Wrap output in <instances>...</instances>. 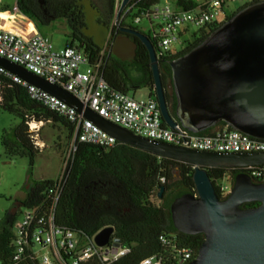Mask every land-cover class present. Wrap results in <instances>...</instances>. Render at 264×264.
I'll list each match as a JSON object with an SVG mask.
<instances>
[{
    "label": "trees",
    "instance_id": "16d2710c",
    "mask_svg": "<svg viewBox=\"0 0 264 264\" xmlns=\"http://www.w3.org/2000/svg\"><path fill=\"white\" fill-rule=\"evenodd\" d=\"M87 1L42 0V4L39 0H17L16 8L36 24L40 33L42 28L48 27L56 20L66 21L70 29L66 47H74L83 52L92 64L102 58L103 77L112 88L125 93H135L139 89H146L149 97L157 100L154 76L149 66L150 57L146 47L137 37L121 31L128 29L141 32L151 40L154 47H156L157 35L144 32L138 26L124 22L118 27L114 26L111 32L112 37L125 36L134 45L132 61H119L113 57L111 49L105 52L102 46L89 35L85 11ZM201 2L202 0H175L174 9L195 11ZM262 2L264 0H251L225 22L244 8ZM160 3L161 0H137L135 7L139 11H150ZM108 7V17L104 18L106 27L110 26L109 19L117 7V0H110ZM223 24L201 29L195 36V39L201 36L200 39L192 45L187 42V46L176 54L177 56L160 58L161 78L167 106L171 117L176 121H179L178 103L175 94L171 92L172 70L168 63L199 46ZM206 30L209 31L208 34ZM110 48H112L111 45ZM0 110L20 120L19 125L14 129L15 140H9L6 133L3 134L2 146L5 154L12 158H27L31 170L37 156L41 153L36 137L38 131L31 129V124L62 125L69 131L70 140L74 139L73 128L64 119L33 102L26 89L1 72ZM216 128L231 130V127L221 123L198 135L212 136L216 134L217 131H214ZM183 130L190 132L184 128ZM76 147V151L68 162L65 187L57 207L56 224L59 227L87 237H94L107 228H113L115 238L122 245L131 248V254L120 264H138L144 259L162 253L164 251L160 243L162 236L176 238L180 245L194 250V259L197 257L205 236H188L179 233L174 226L170 210L177 198L186 194L197 195L193 165L161 158L122 143H118L112 150L78 142ZM205 170L213 185L216 180L225 179L234 186L239 174H249L248 168H206ZM53 184V180L31 182L29 175L25 184L26 197L17 203L25 209L44 210L48 203L47 191ZM161 188H164V192L160 199L158 196ZM215 189L218 193L216 187ZM218 195L221 200L225 199L220 193ZM259 206L260 203L254 202L246 204L244 208ZM16 221L17 213L14 214L12 209L6 215L3 225L0 226V264H38L30 254L25 255L19 262L14 261L11 245ZM166 256L173 264L170 255Z\"/></svg>",
    "mask_w": 264,
    "mask_h": 264
},
{
    "label": "water",
    "instance_id": "95a60500",
    "mask_svg": "<svg viewBox=\"0 0 264 264\" xmlns=\"http://www.w3.org/2000/svg\"><path fill=\"white\" fill-rule=\"evenodd\" d=\"M129 1L122 0L120 14ZM121 32L137 37L146 47L157 101L169 128L180 126L199 134L224 123L232 130L264 141V2L244 8L199 46L169 61L179 121L169 113L161 60L151 40L141 32ZM0 67L65 102L119 143L195 167L197 195L177 198L170 209L179 233L205 236L197 257L189 264H264V183L239 174L231 193L221 200L205 170L264 166V152H201L141 138L84 109L73 95L24 67L2 57ZM163 192L161 188L160 199ZM254 202L260 206L244 208ZM20 207L17 203L13 213ZM114 233L113 228H107L95 241L105 246Z\"/></svg>",
    "mask_w": 264,
    "mask_h": 264
},
{
    "label": "built area",
    "instance_id": "2783aa9c",
    "mask_svg": "<svg viewBox=\"0 0 264 264\" xmlns=\"http://www.w3.org/2000/svg\"><path fill=\"white\" fill-rule=\"evenodd\" d=\"M137 0H130L118 15L117 27L123 22L140 26L153 20L160 22L159 33L155 34V50L159 59L179 52L174 47L180 44L190 27L199 30L219 24L220 16H228L231 4L239 0H202L195 11L176 10L160 4L150 11H139ZM246 4L251 0H245ZM122 0H117L121 7ZM245 4V5H246ZM131 16V18H129ZM185 42H189L186 41ZM158 49V51H157ZM104 56V52L102 53ZM0 57L24 67L34 75L64 89L84 106L104 120L117 125L134 135L154 142L190 150L212 153H261L264 141L251 138L235 130L224 128L212 136L193 134L178 126L169 128L155 98L138 100L130 93L112 88L103 77V59L95 63L74 47L57 50L50 40L39 31L26 38L15 32L0 28ZM87 66L86 71L81 67ZM0 72L26 89L29 98L51 113L64 119L74 131L70 145V157L76 151V142L112 150L119 143L102 131L68 104L40 88L29 84L0 67ZM249 176L256 183H264V166L248 167ZM66 182V171L47 191L44 210L25 209L13 227V259L19 262L30 254L38 264H120L131 254V248L122 245L115 233L108 244L99 246L94 237H87L59 227L56 212ZM214 186L224 198L233 186L225 179L216 180ZM160 243L164 251L138 264H189L194 259V250L180 245L176 238L162 236Z\"/></svg>",
    "mask_w": 264,
    "mask_h": 264
},
{
    "label": "rangeland",
    "instance_id": "374dc122",
    "mask_svg": "<svg viewBox=\"0 0 264 264\" xmlns=\"http://www.w3.org/2000/svg\"><path fill=\"white\" fill-rule=\"evenodd\" d=\"M17 0H4V4H8L11 8L14 7ZM110 0H88L85 5L87 14L89 35L95 40L97 44L102 46L104 51L112 50V55L115 59L122 62H131L134 55V45L132 41L125 36L112 37V29L118 23V15L120 14V6L114 10V14L109 19V27H106V19L108 17ZM200 1V0H197ZM170 4L175 8V0H161L160 6ZM245 0L231 4L228 9V14L231 15L243 6ZM9 14H4L3 19L7 20ZM106 18V19H104ZM224 16H220L219 21L222 22ZM102 22V24H100ZM160 22L153 20V26L145 21L139 29L144 32H152L158 34ZM39 31V30H38ZM199 29L190 27L187 35L183 36L180 44L174 47V50L182 51L187 42L194 41L195 36L199 34ZM53 44L57 50L66 47L68 42V35L70 29L64 20H56L48 27L42 28L41 31ZM110 45L112 48H110ZM87 66L83 65L81 71H86ZM138 100L148 98L149 94L146 89H139L135 93H130ZM20 120L14 115L0 110V226L3 225L6 215L14 209L17 202H21L26 192L25 184L30 175V181L41 180H56L64 171L67 170L70 159V145L71 140L69 131L62 125H55L54 123L30 125L31 129L38 131L37 143L41 148V153L35 160L34 167L30 168L29 160L21 157H8L2 146V137L6 133L9 140H15L14 129L19 125ZM25 208L21 207L17 211V219L22 217Z\"/></svg>",
    "mask_w": 264,
    "mask_h": 264
},
{
    "label": "crops",
    "instance_id": "0c3cea01",
    "mask_svg": "<svg viewBox=\"0 0 264 264\" xmlns=\"http://www.w3.org/2000/svg\"><path fill=\"white\" fill-rule=\"evenodd\" d=\"M17 2V1H16ZM4 14H9L7 20L3 19ZM0 28L15 32L23 37L29 38L38 31L36 24L22 15L16 8V3L13 8L10 5L4 4V0H0ZM216 128L214 131H218ZM26 197V192L21 201Z\"/></svg>",
    "mask_w": 264,
    "mask_h": 264
},
{
    "label": "flooded vegetation",
    "instance_id": "af4514ba",
    "mask_svg": "<svg viewBox=\"0 0 264 264\" xmlns=\"http://www.w3.org/2000/svg\"><path fill=\"white\" fill-rule=\"evenodd\" d=\"M41 1H42V0H39V2H41ZM232 15H233V14L224 17L223 21L220 22L219 24H223L227 19L231 18ZM206 33L208 34L209 31L206 30ZM129 35H130V34H129ZM200 37H201V36H198L196 39H194V41L191 42V45L194 44L195 42H197V41L200 39ZM175 56H177V55H175ZM168 65H169V63H168ZM169 66H170V65H169ZM171 92H173V94H175V96H176L174 84L171 85ZM176 98H177V97H176Z\"/></svg>",
    "mask_w": 264,
    "mask_h": 264
}]
</instances>
